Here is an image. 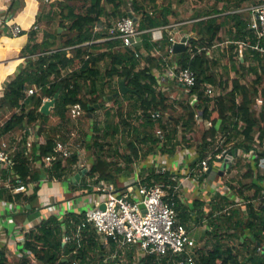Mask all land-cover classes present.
<instances>
[{
	"label": "trees",
	"instance_id": "obj_1",
	"mask_svg": "<svg viewBox=\"0 0 264 264\" xmlns=\"http://www.w3.org/2000/svg\"><path fill=\"white\" fill-rule=\"evenodd\" d=\"M4 1L6 0H0V4L3 5ZM74 1L76 0H57L52 2L47 13L36 16L35 25L37 26L43 18L52 22L55 16H59L61 18L59 26L65 30L64 32H59L58 28L55 31L45 30L40 41L38 40L39 27L35 28L33 25L29 30L23 29L19 34L25 41L20 52L21 57L25 58V63L16 75L6 82L4 95L0 97V104L19 108V111L14 112L3 124L0 135L17 128L24 129L25 134L12 157V162L0 169V178L5 180V183L10 178L8 187L0 184L1 198L11 202L26 200L28 204H31L38 196L40 181L43 178L59 181L66 178L73 171L74 165L78 163V154L64 156L57 153L58 158L50 166H45L44 163L45 157L55 152L54 149L60 137L59 127L67 121L73 105L80 104L83 111L89 115L97 109L96 107L91 109L92 106L97 104L106 106L110 95L111 101L115 104L119 103L121 97L135 98L137 114L134 117L131 114L124 117L122 105L114 113L106 109L108 120L104 139L109 136L116 138L119 133H125L126 129H129L131 138L126 145L116 148L114 154L105 156V144L100 142V137H97L96 158L93 164L82 172L83 178H92L95 184L115 181L117 173L122 170L118 159H123L126 165L130 166L137 160L150 156L154 150L163 154H175L180 144L178 139L180 126H183L182 138L186 140V146L195 147V156L191 161L194 166L209 156L211 145H215L219 131L225 133L226 142L231 141L235 136L243 137L234 148L238 147L246 152L256 148V130L261 131L260 145L264 143V107L258 113L256 100L260 95L259 85L264 81V58L256 51L254 59L258 65L252 68L257 72L255 85H242L235 79L229 92L211 98L206 92V85L216 83V77L210 71L207 49L212 46L220 27L211 31L209 37L202 38L203 42L191 40L190 46L177 54L178 66L190 67L196 72L197 84L188 88L187 94L193 98L196 97L197 102L196 104L188 101L180 102L183 109L182 117L176 119V125L162 140L156 132H153V129L157 126L166 129L163 114L175 107L168 103L165 93L158 90L159 78L153 66L162 68L165 61L162 59L160 63L153 56L152 51L155 48L164 49L171 43L169 38L165 37L163 41L156 43L152 41L150 33H143L142 45L136 46L135 50L140 51L144 48L147 53L144 52L140 57L136 56L134 49L123 47L120 39L96 42L98 39L109 36V30L115 23L111 20L112 18L118 19L130 15V12L122 9L128 1L83 0L88 2L85 11H78ZM150 1L154 4L157 2V0ZM242 1L245 0H239V2ZM29 2L37 3L36 0H29ZM131 5L133 16L139 18L138 15H141L142 30L169 24V8L148 11L139 0H132ZM23 6H25V0H10L6 10L7 18L15 16ZM96 26H101L102 29L96 30ZM10 35L13 36L11 33ZM92 41L93 43L90 44L89 42ZM195 45L203 49L199 51ZM103 46L108 47V51L95 52V49ZM69 47L72 48L69 49ZM104 60L109 63L105 70L100 66ZM259 66L263 69L262 74L257 70ZM123 79L134 91L120 93V81ZM31 87H36L38 90L28 95L27 90ZM107 87L109 92L106 91ZM85 88L89 90L85 91ZM262 92L264 93V88ZM57 93L59 95L56 98ZM45 99L55 100L50 110L42 109L46 103ZM212 102L216 107L210 109ZM198 110H201L203 119L212 122V126L204 131L199 143H196ZM157 113L161 115L158 117ZM129 118H135L139 125L136 126ZM171 118L174 119L173 116ZM37 123H40L37 129L39 140L33 143L31 152L28 154L27 141L31 129ZM234 148L227 151V156L233 155L231 152ZM223 151L224 147L213 151L210 165L219 160L218 155ZM113 158L117 161L112 160ZM36 163H41L42 167L35 168ZM208 174L205 171L203 176ZM146 179L149 184L163 183L168 188L170 186V197L175 201L179 219L188 224L193 212L182 208L179 188L175 189L177 182L173 179L171 171L157 172L155 168H152L150 176ZM151 179L154 180L151 181ZM32 182L37 185L34 193L28 196L26 192ZM83 186H86L85 192L93 187L91 184H83ZM246 189H255L254 196L247 198L246 219L240 216L238 206L229 208L221 216H213L214 210L222 211L228 207L227 204L231 202L229 199L220 200L219 204L213 207L210 213L213 229L207 233L216 242L214 247L209 249L196 246L195 255L198 264H264V185L254 181L250 185L240 187L239 193L244 195ZM217 196L222 195L217 194ZM34 210V207L31 209L25 207L27 213ZM218 218L224 224H219ZM86 219V210L67 212L64 215L49 214L37 226L24 233V240L20 241L22 252L31 254V257L36 260V263L32 264H116L120 256L114 253L115 249L111 247L110 251L115 256L107 254V245L111 243L114 245L115 241L110 239L109 243L105 244L91 225L82 227ZM227 226L228 228L234 226V232H228L229 230L223 228ZM65 235L70 236L67 242L63 241ZM226 236L239 238L243 248H246L243 258L240 257V251L224 241ZM23 257L22 264L31 262V259ZM129 258L131 263L134 262V257ZM182 260L183 257L180 255L158 258L156 255L147 254L142 256L139 263L180 264ZM9 261L5 249L0 247V264H9Z\"/></svg>",
	"mask_w": 264,
	"mask_h": 264
},
{
	"label": "crops",
	"instance_id": "obj_2",
	"mask_svg": "<svg viewBox=\"0 0 264 264\" xmlns=\"http://www.w3.org/2000/svg\"><path fill=\"white\" fill-rule=\"evenodd\" d=\"M160 1L161 0H157L156 3H159ZM36 2L38 9V0H36ZM261 2H264V0H245L242 2H239V0H204L201 3L199 2V4H195L192 2L187 11V18L181 17L184 16V11L182 9L177 10L175 8L176 6L169 8V24L165 25H171L172 27L168 31H165V37H168L171 43L168 44L164 49L155 48L152 51L153 56L156 57L160 63L162 59L165 61V64H162V68L154 65L153 70L156 76L159 78L158 90L165 93L166 97L168 98V103L172 104L179 111L182 108L180 102L183 100L181 99L185 98L192 104H196L197 102L196 97L193 98L192 96H189L187 94V88L180 85L175 77L170 76L171 70L179 67V56L174 52L170 53L169 47L171 45L173 46L175 42L181 41L183 38H187L186 47L190 46L191 40L203 42L204 40L202 38L209 37L211 31H215L217 27H220V29L217 33L216 39L213 41L212 46L207 49V53L210 59V71L216 77V83H207L206 85V88L208 86H211V88L213 89V94L211 95L207 93L208 96L214 98L216 96H220L222 94H225L226 92H229L233 87V82L235 79L239 80L242 85L245 84L250 86L245 81H243V76H245L246 73L254 75L255 78L253 79V81L255 82L257 78V72L252 68L258 65V63L254 59L256 53L255 50H253L250 46H246L245 44H255L257 41V33L252 26L256 19V14L253 10V7ZM9 4L10 0L4 1L3 5L0 4V12L4 11L3 13L5 15L3 17L0 16V51L3 50V52L0 53V97L4 95L6 82L10 81L17 74L20 67L25 63V58L21 57L20 55L25 41L20 36H11V28L9 26H6V24L11 25L18 23L23 27V29L29 30L33 27V25H35L36 16L38 14L36 9L33 18H21V11H19L15 16L7 18V14H5V12ZM165 8L167 7H161L160 9L163 10ZM137 19L140 21V18ZM209 23L211 24L209 25ZM96 28L97 30L102 29L101 26H96ZM111 28L109 30V36L104 37L101 40L98 39L96 42H103L109 39H114ZM42 37L43 32L41 34L39 33L38 40L41 41ZM171 38H174V41H171ZM141 45L142 42L139 46ZM196 47L199 51L203 49V47L199 45H197ZM101 51H108V47L103 46L101 48L95 49V52ZM140 52L147 53L144 48H142ZM10 55H12L13 57L10 58ZM143 65H145V62H143ZM257 70L260 74H262L263 69L260 66ZM263 82L264 81H262V84ZM261 85H259V87H261ZM261 94L263 95V92L260 88V95H258L256 99L257 101L258 98L262 96ZM119 103L115 104L114 102L109 100L108 109H110L112 113H114L116 112V109L119 108L120 105H122L124 117H127L129 114L134 117L137 114L135 98L121 97ZM215 107V103L212 102L210 104V109ZM262 107L263 106H257L259 111L262 109ZM96 108L97 109L94 113H90L88 115L90 119H97L98 117L100 118L102 114L103 116L107 115V108H105V110H102L104 109V107L101 105H98ZM16 111H19V108H13L7 104H0V124H4ZM198 112L200 115L199 119H197L199 130H209L211 126L206 123L207 120L202 118L201 110H198ZM83 115H85L84 111H82V113L77 117H73L70 113L67 121L59 127L60 137L58 138V140L69 141L73 153L78 154V162L80 163V166L74 165L73 171L70 172L68 176L61 181L43 178L40 181V190L38 191V196L31 204H28L26 200L11 202L0 197V217L6 218L8 223L5 225L0 221V247H3L5 249L6 254H8V251L14 253L17 252V254L22 253V249L18 248L20 247V241L24 240V229L34 228L49 214L55 213L56 209L54 207V204H56L57 201L59 202L66 198L68 199L71 196L78 195L77 193L80 189L82 180L84 179V174L82 172H85L87 168H89L93 164L98 153V150L93 149L89 144L85 145V147L82 148L80 147L81 145H74L72 140H70L72 138L71 136L74 135L73 131L69 132L70 126H73V124L77 125L80 122V118L78 117ZM129 119L133 121L136 126L139 125L138 121H136L135 118ZM163 120L165 124L168 122L165 114H163ZM74 121H76L77 123H75ZM39 124L40 123H37L35 127L30 131V135L33 136V143L39 140V133L37 130ZM94 128L98 129L99 127L95 126ZM158 128L162 127L157 126L153 129V132H157ZM179 132L183 133L182 130H180ZM260 133V130H256L255 147L256 145L257 147L251 152H246L238 147L234 148L235 144H237L236 142H238L239 139L242 140L243 137L235 136L233 139H231V141H229L230 143H234L232 144L233 146L229 145V142H227L229 146L227 144H225V146L222 144L223 140L220 141L218 139L219 137H222V139H225L224 141L226 143L227 139L225 133L223 131L218 132L217 140L215 142V145H211L212 149L210 153L220 147H224V149L227 151L234 148V151L231 152L233 153V155L227 156L226 152L225 155L219 158L220 161H223L225 159L229 160V167L227 168V170L219 172V174L222 176L220 178V181H218L219 177L216 176V174L214 175V173H212L214 168L211 172H209L208 170L206 171L209 174H213V176H211L212 178H214L213 181L211 183L209 181H206L210 178L209 174L207 176H203L205 171H202L203 167L201 166V164L198 163L196 166H194L191 162L193 156H195V147L185 146V149L181 147L182 152L176 151V154H163L159 153V151L154 150L153 153L145 159L137 160L136 162L132 163L130 165L131 167L126 165L123 159H118L119 166L125 167V171L117 173L115 181L107 182L106 186L110 189H113V191L120 192L127 185L135 182L141 181L143 183L149 184L146 178L150 176L151 169L155 168L157 172H164V166L166 170L171 171V173L173 174V179L179 186L178 192L181 199L182 208L184 210L186 209L187 211L193 212V215L192 217H190L188 224L189 226L194 227V236L197 239V247L204 248V244L206 245L216 242L215 239L210 238V235L207 232L213 229V226L211 225L212 214L210 213L213 211V207L219 204L220 200L226 201L227 199H229L231 201H237V203H235L234 205L240 207V216L244 219H246L247 217V198L249 196H254L255 191H253L252 189L251 191H245L244 195H237L236 193H233L231 191V187L227 184L225 177L229 176L234 166H243L245 174H243L242 177H253V173L255 175L258 171L261 172L262 176L259 175L256 178L253 177L254 179L252 180L251 184L254 181H257L258 183L264 185V163H262L264 162V143L262 145H260L261 143L257 144V141H259ZM24 134V129L17 128L13 131L0 135V143L2 141L8 142L11 150L13 151V154H15L19 146V142L22 141ZM121 134V138L118 140L116 139L117 142L112 146H109L110 149L107 151V156H111L112 154H114L116 148L123 145L119 144L123 137H126L127 140L131 138L129 129H126L125 133ZM86 143L88 142L86 141ZM143 147L144 149H147L146 146ZM85 152H88V155H86V157L84 156ZM156 154L160 155V157H155L154 155ZM112 160L117 161V159L115 158H113ZM157 160H161V167H157ZM183 164L188 167L187 170H182L181 165ZM34 166L37 168L42 167L41 163H36L34 164ZM198 167H200L201 169H198L197 171ZM132 168H135V170L138 171V174L136 176L132 173ZM201 179L203 180V182L199 181ZM89 180L91 182L88 183L93 185L90 190H94L96 188V184L93 181L94 179L88 178V181ZM153 180L154 179H151V181ZM195 181L200 183L199 186L195 184ZM63 182L66 183V186H63ZM9 183L10 178L7 179L6 183L5 180H2L0 178V184H5L8 187L10 185ZM36 185L37 183L35 182L30 183L28 191L26 192L28 196L34 193ZM217 194H221L222 196H217ZM199 202L201 204H199ZM255 203H257V201ZM29 205L31 206L29 209L34 207L35 210L33 212L27 213L25 211V207H28ZM75 208V212L82 211L79 204H76ZM228 209L229 207H226V209L222 211L214 210L213 216H221ZM89 210H86L87 213ZM217 221H219V224H224L223 222H221L220 218H218ZM9 224H12L15 227H10ZM223 228L229 230L228 232H234L235 230L234 226L230 228H228V226ZM236 238L237 237H235L234 239L230 238L229 240L224 239V241L232 244L233 240H235Z\"/></svg>",
	"mask_w": 264,
	"mask_h": 264
},
{
	"label": "built area",
	"instance_id": "obj_3",
	"mask_svg": "<svg viewBox=\"0 0 264 264\" xmlns=\"http://www.w3.org/2000/svg\"><path fill=\"white\" fill-rule=\"evenodd\" d=\"M45 1L49 2L50 0ZM253 10L256 19L252 26L257 33V41L255 44L245 45L250 46L264 58V2L255 5ZM6 26L11 28L10 32L14 37L19 36L23 30V27L18 23L6 24ZM38 27L35 25V28ZM171 27V25H164L142 30L140 21L129 15L118 18L111 31L114 35L113 38L120 39L123 47L135 50L137 44L142 41L141 35L143 33H150L152 41L160 43L165 38V31ZM171 41H174V38H171ZM89 43L91 44L93 41ZM169 52L173 53L172 45L169 47ZM135 54L140 57L143 53L135 50ZM170 76L175 77L179 84L187 89L197 84V74L190 67H176L171 70ZM37 90L36 87H31L27 90V94L32 95ZM206 92L213 94L211 86L207 87ZM48 100L45 99V102ZM70 111L73 117H77L83 109L80 104H76L70 108ZM156 115L159 117L161 113ZM197 116H199V112ZM206 123L212 126L211 121H206ZM2 126L3 124H0V129ZM157 134L163 140L165 130L158 128ZM33 141V136L29 135L27 141L28 154L31 152L30 148ZM259 143L260 141H257V144ZM71 148L69 141L58 140L54 149L55 152L45 157V165L50 166L58 158L57 153L71 156L73 154ZM226 152L227 150L224 149L218 158L225 155ZM13 155L9 143L2 141L0 143V169L12 162ZM211 157L212 154L201 161L200 164L204 171L211 167ZM165 170L166 168L163 166V171ZM102 184L97 189L106 194V200L104 202L94 201V207L88 211L87 219L82 223V227L89 224L107 241L113 239L123 246L136 245L145 255L152 254L158 258L180 255L183 257L180 264H198L195 255L197 240L194 236V227L179 219L175 201L170 197V186L168 188L163 183L147 184L139 181L127 185L120 192H116L106 186L107 182ZM178 188L177 185L175 189ZM102 204H105L104 209L101 208ZM29 230L25 228L24 233ZM69 240L70 236L65 235L63 241ZM23 254L31 259L32 263H36L29 252Z\"/></svg>",
	"mask_w": 264,
	"mask_h": 264
},
{
	"label": "rangeland",
	"instance_id": "obj_4",
	"mask_svg": "<svg viewBox=\"0 0 264 264\" xmlns=\"http://www.w3.org/2000/svg\"><path fill=\"white\" fill-rule=\"evenodd\" d=\"M55 1H57V0H50L49 2H47V1L45 2L44 0L43 1H39L38 0L39 8L37 9V3H31V2H29V0H27V2H26V0H25V6H23L22 9L18 10V12L21 11V15H20L21 18H33L35 10L37 9V13L42 16L43 14L48 12V10L51 7L52 2H55ZM127 1H128V3H126L125 6L122 7V9H123V11L130 12V14H132V12H133V7L131 5L132 0H127ZM139 1H140L141 4H144L146 10H148V11H152V10H155V9L161 10L160 9L161 7L171 8L173 6H176L175 8L177 10L178 9H182L184 11V16H181V17L187 18V11L189 9V6H191L192 2L195 3V4H197V3L199 4V2L201 3L204 0H161L159 3H155V4L152 3L150 0H139ZM73 3L78 7V11H85L84 9H85L86 5L88 4V2L86 3L83 0H76ZM108 8H110V7L108 6ZM3 12L2 11L0 12V16H2V17L5 16ZM5 14H6V12H5ZM140 16L141 15H138L139 18H140ZM60 19L61 18L59 16H55V18H53L52 22H48L46 18H43L42 21L39 23L40 34L42 32H44L45 30L55 31L57 28L58 29L61 28L59 26ZM111 20L113 22H115L117 20V18H112ZM64 31L65 30L62 29L60 32H64ZM100 42H102V41H100ZM108 65H109V63L106 60L102 61L101 64H100V66H101V68L103 70H105V68L108 67ZM243 78H244L243 81H245L250 86L255 85V82L253 81V79L255 78L254 75L246 73V75L243 76ZM260 88L261 89L264 88V82H263V84L261 85ZM84 90L88 91L89 88H87V89L85 88ZM85 91H84V93H86ZM106 91L109 92V88L108 87L106 88ZM86 95L88 97H90V95H88V94H86ZM109 97H111V95ZM181 100H183L184 102L187 101V99H185V98L181 99ZM257 103H258L259 106H263L264 107V93H263L262 96H260L258 98ZM108 106H109L108 103H106V106H104V109H102V110H105V108H109ZM258 112H259V110H258ZM164 114H165V117L167 118V121H168L165 124L166 125V129L164 128L165 135H166V133L168 131H171L174 128V126L176 125V119H179V118L182 117L183 109L181 108V110L178 111V109L175 108V109H173L171 111L165 112ZM170 116H173L174 119H172ZM107 117H108L107 115L103 116V114H102V116L100 118L98 117L97 119L96 118H91L90 119L88 117V114L85 112V115L78 117V118H80V120H79L80 122L77 125L73 124V126H70L69 132L70 131L74 132L73 133L74 135L71 136L72 138L70 140H72L74 145H78L79 144V145H81L80 147H82V148L85 147V145L89 144V145L92 146L93 149L97 150V147L95 146V140L97 139V137H100V142H103L105 144L104 151L106 152L105 156H107V151L110 149L109 146H112L114 143H116L117 142L116 139L118 140L122 136V134L119 133L116 136V138H113L112 136H109L108 138L104 139V137H105L104 134H105V130H106V124H107L106 122L108 120ZM199 117H200V115L197 116V119H199ZM117 120H118V118L116 119V121ZM74 122L77 123L76 121H74ZM95 126L96 127L98 126L99 128L95 129L94 128ZM196 126L197 127L199 126L198 123L196 124ZM179 129L183 131V126H180ZM203 132H204L203 130H201V129L199 130V128H197V132L195 133L196 143H199ZM182 135H183V133L179 132L178 139L180 140L181 144L177 147V152H179V151L182 152L181 149L182 148L185 149V146H186V140L182 138ZM164 139H165V137H164ZM218 139L220 141L223 140V143H222L223 145H225V144L228 145V143L227 142L225 143V141H224L225 139H222V137H219ZM240 140L241 139H239V141ZM86 141L88 143H86ZM127 141H128L127 138L123 137L121 142H119V144L126 145ZM107 142L110 143V144H108ZM238 142H236V143H238ZM232 144H234V143H230L229 145L233 146ZM152 153H153V151H152ZM211 154H213V151L209 155H211ZM86 155H88V152H85L84 156L86 157ZM154 156L155 157H158V156L160 157V155H158V154H156ZM143 159H145V158H143ZM157 161H158L156 163L157 167H161L160 166L161 160H157ZM76 165L80 166V163L78 162ZM181 166H182V170L183 171L185 169L187 170V168H188V167H186L185 164H183ZM213 167H214V169H213L212 173H214V175L216 174V176L219 177L218 181H220V178L222 176L219 174V172L227 170V168L229 167V160L228 159H225L223 161L217 160L215 163H213ZM35 168H37V167H35ZM124 169H125V167H122V170L119 171V172L121 173L122 171H125ZM198 169H201V168L198 167L197 171H198ZM126 171H127V169H126ZM131 171H132V173L135 176L138 174V171L135 170V168H132ZM202 171L204 172V170H202ZM244 171L245 170H244L242 165H240V166L236 165L232 169V172H230L229 176L225 177V179L227 181V184L231 187V191L233 193H236L237 195H240L239 188L242 187L243 185H250L252 180L254 179L253 177L256 178L259 175L262 176V173L258 171L255 175L253 173V177H242L243 174H245ZM241 172H243V173H241ZM127 175H129V174H127ZM211 176H213V174H209L210 178L208 180H206V181H209L211 183L213 181V179H214ZM199 181L203 182L202 179L199 180ZM88 182H91V181L90 180L88 181V177H85L83 179V182L80 185V189L82 191L79 189L80 192L78 191V193H77L78 195L71 196L68 199L66 198V199L61 200L59 202L57 201V203L54 204L55 205L54 207L56 209L55 213H58L60 215H64L67 212H75L76 204L77 205L79 204L80 208L82 210H89V209L94 207V200H99L100 202H104L106 200V194L104 192H102L101 190L97 189V187L99 185H103V184L102 183L96 184L97 186H96V188L94 190H87L85 192L84 189L86 188V186H83V184H85V185L89 184ZM195 184L197 186H199L200 183L195 181ZM63 186H66V183L63 182ZM252 190L255 191V189H252ZM245 191H251V190L246 189ZM235 203H237V201L233 200L229 204H227V206L229 208L237 207V205H234ZM0 221L2 222V224H5V225L8 224L6 218H4V217H0ZM3 221H4V223H3ZM9 226L10 227H15L12 224H9ZM210 238H212L211 235H210ZM225 239L229 240L230 237L226 236ZM236 239L233 240L231 245L234 246L237 251H240V254H241L240 257L243 258L242 256L246 253V248H243V246L241 245V243L238 240V238H236ZM101 241L108 244V241L104 237H101ZM214 244H215L214 242L206 244V245L204 244V249L213 248ZM198 246H200V245H198ZM111 247L115 249L114 253L115 254H119V256H120L118 258V262H116V264H140L139 261H141L142 256L145 255L141 251V249L138 246H136V245L123 246L120 243L115 242L114 245L112 243L107 245V254L110 255V256H112V255L115 256V254L110 253ZM18 249H22V248L19 247ZM251 249H252V247L250 248V250ZM23 253H24V251L22 253H20V254H17V252L14 253V252H9L8 251L7 256L10 259L9 264H22V261L24 259L23 256H25ZM130 256L134 257V262H132V263L130 262V258H129ZM29 264H32V261L29 262Z\"/></svg>",
	"mask_w": 264,
	"mask_h": 264
},
{
	"label": "water",
	"instance_id": "obj_5",
	"mask_svg": "<svg viewBox=\"0 0 264 264\" xmlns=\"http://www.w3.org/2000/svg\"><path fill=\"white\" fill-rule=\"evenodd\" d=\"M130 16L132 17L133 15L130 14ZM61 30H62V28H59V32H60ZM141 42H142V41H140V42L137 44V46L140 45ZM186 42H187V38H183L181 41H177V42H175L174 45H173V52L176 53V54H178V53H181V52L185 51V50H186ZM132 91H134V90H133L132 88H130V87L127 86V82H126L125 79H123V80L120 81V93H121V94H126V93H128V92H132ZM58 95H59V93L56 94V98L58 97ZM115 95L117 96L118 94H115ZM109 99L111 100L112 97H109ZM54 104H55V100H49V101H47V102L43 105V108H42V109H43V110H49L51 107L54 106ZM97 106H98V104L95 105V106H92L91 109H93L94 107H97ZM212 169H213V166H211V167L208 169V171L211 172ZM78 177H80V176H78ZM30 207H31V206L29 205L28 208H30ZM101 208L104 209V208H105V204H102V205H101Z\"/></svg>",
	"mask_w": 264,
	"mask_h": 264
}]
</instances>
